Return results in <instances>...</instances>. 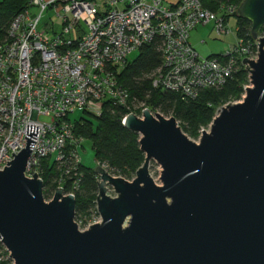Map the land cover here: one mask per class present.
Returning a JSON list of instances; mask_svg holds the SVG:
<instances>
[{
  "label": "water",
  "instance_id": "95a60500",
  "mask_svg": "<svg viewBox=\"0 0 264 264\" xmlns=\"http://www.w3.org/2000/svg\"><path fill=\"white\" fill-rule=\"evenodd\" d=\"M238 15L260 40L259 59H244V101L221 108L200 142L175 116L128 114L146 160L133 180L97 164L101 222L80 230L63 187L46 201L43 179L25 173L37 142L26 136L0 169V238L14 264H264V0H244ZM27 135L36 139L39 126L27 124Z\"/></svg>",
  "mask_w": 264,
  "mask_h": 264
},
{
  "label": "built area",
  "instance_id": "2783aa9c",
  "mask_svg": "<svg viewBox=\"0 0 264 264\" xmlns=\"http://www.w3.org/2000/svg\"><path fill=\"white\" fill-rule=\"evenodd\" d=\"M117 3H105L107 9L101 11L96 0H29V7L13 20L6 40L0 42L1 170L26 148L27 136L37 142L26 176L33 178L36 172L43 179V161H53L60 173L57 188H64L69 180L64 194L75 196L85 137L76 133L70 115L77 110L94 111L90 102L110 100L130 110L122 118L124 125L130 113L143 117L149 107L142 103L136 109L129 103V91L117 74L133 52L158 37L163 64L153 74L154 86L186 98H197L205 88L224 86L240 62L260 57V40H245L239 36V26H232L237 4L224 3L213 10L203 0H181L176 5L166 0H130L124 9ZM32 7H38L39 13L33 15ZM47 9L55 11L61 30L52 32L50 23L43 26ZM211 22L220 36L236 33L237 42L226 53L203 57L191 35L198 26ZM27 124L39 126L36 139L27 135ZM98 164L116 176L107 164ZM10 255L0 238V264H13Z\"/></svg>",
  "mask_w": 264,
  "mask_h": 264
},
{
  "label": "trees",
  "instance_id": "16d2710c",
  "mask_svg": "<svg viewBox=\"0 0 264 264\" xmlns=\"http://www.w3.org/2000/svg\"><path fill=\"white\" fill-rule=\"evenodd\" d=\"M244 0H203L205 5L218 10L222 4H237ZM29 7V0H0V42L6 40L8 29L13 20ZM239 36L255 42L253 24L236 14ZM264 35V29L261 32ZM138 57L128 62L117 74L119 83L130 94L129 103L142 104L165 116L173 115L180 122L184 131L192 138H200L203 129H209L219 109L231 102L240 101L251 85V70L240 62L227 83L219 88H205L197 98H186L181 93L163 90L154 86L153 74L163 64L162 39L144 44L138 51ZM130 110L114 104L110 100L103 103V111L96 116L97 123L82 116L74 120L77 134L92 141L97 163L107 164L116 176L133 180L137 171L143 166L146 154L141 149V135L128 129L123 123V116ZM90 115L91 112L84 111ZM43 179L45 186L54 190L58 186L59 170L55 162L43 161ZM80 185L75 193L76 215H88L97 211L99 193L98 174L93 168L82 165ZM65 191L70 188V181L64 184Z\"/></svg>",
  "mask_w": 264,
  "mask_h": 264
},
{
  "label": "rangeland",
  "instance_id": "374dc122",
  "mask_svg": "<svg viewBox=\"0 0 264 264\" xmlns=\"http://www.w3.org/2000/svg\"><path fill=\"white\" fill-rule=\"evenodd\" d=\"M100 1L108 3V2H111L113 0H100ZM116 1L118 2L117 7L119 9H124L130 0H116ZM39 11H40V9L38 7H32L31 8V12L33 15L38 14ZM235 22H237V20H236V18H233V21H232L233 26H235ZM47 23L51 24V26H52L51 31L52 32H54V31L57 32V31L61 30V20L55 14V11L53 9H47L43 14V18H42L43 26L49 25ZM218 35H219L218 32L217 33L214 32L213 26H210V27H203L202 26V27H200L199 30H197L192 35V41L195 44V46H196L198 52L201 54V56L208 57L212 54L226 53L237 42V34L236 33H231L227 36L226 35L218 36ZM138 53H139L138 51L133 52L129 56V61L130 62L134 61L138 57ZM249 86H252V83ZM246 94H247V92H246ZM246 94L244 95L242 100L231 102V103L243 102ZM103 103H104L103 101H101V102H90V104H89L90 108H92L94 110V111H91L92 115H90V114H88L82 110H77L76 112L72 113L70 116L73 120L78 119L82 116H85V117L92 119L95 123H97V118H96V116H98L97 112L103 111ZM140 105L141 104H139V103L135 104V108L139 109ZM226 105H228V104H226ZM226 105H224V106H226ZM224 106H222L221 108H223ZM172 116L173 115H168L167 117H172ZM179 124H180V122H179ZM207 130H210V128ZM192 139L197 141V142H200L201 136H200V138H192ZM80 154H81V158H82V163L85 167L93 168V169H95L97 167L98 163L95 159V153L93 150L91 139L85 138L83 140L82 145L80 146ZM163 170H164L163 167L157 161H155V160L151 161L150 174H151V176H153V178L155 179V181L159 185H163V181L161 178L163 175ZM109 190H112V191H108V194L110 196L115 197L117 195L113 191L112 187H110ZM48 191H49V189L45 186L44 196H45L46 201H50L54 197V194H52V191L50 193H48ZM75 221L78 223L80 230H86L91 225L98 223V222H101L102 218L96 210H91V212L88 215H85V216H83V215L77 216L76 215ZM13 264H14V261H13Z\"/></svg>",
  "mask_w": 264,
  "mask_h": 264
},
{
  "label": "crops",
  "instance_id": "0c3cea01",
  "mask_svg": "<svg viewBox=\"0 0 264 264\" xmlns=\"http://www.w3.org/2000/svg\"><path fill=\"white\" fill-rule=\"evenodd\" d=\"M96 1H98L99 2V4H100V10L101 11H105L107 8H106V4H105V2H102V1H100V0H96ZM166 2L168 3V4H170V5H176V4H178V3H180L181 2V0H166ZM118 4V3H117ZM128 6V3H127V5H126V7ZM125 7V8H126ZM233 18H236V20H237V17H233ZM233 18L231 19V23H232V21H233ZM210 27V26H213V28H214V32L215 33H217L216 31V27H215V23H213V22H211V23H209V24H207V25H200V26H198L193 32H192V35L197 31V30H199L200 29V27ZM232 26H233V23H232ZM235 28H237L238 27V23L237 22H235V26H234ZM192 35H191V42H192V44L195 46V44L193 43V41H192ZM218 36H220V35H218ZM196 47V46H195ZM197 49V48H196ZM221 54H223V53H218V54H212V55H210V56H214V55H221Z\"/></svg>",
  "mask_w": 264,
  "mask_h": 264
}]
</instances>
